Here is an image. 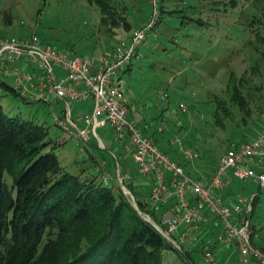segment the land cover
<instances>
[{"label": "rangeland", "instance_id": "rangeland-1", "mask_svg": "<svg viewBox=\"0 0 264 264\" xmlns=\"http://www.w3.org/2000/svg\"><path fill=\"white\" fill-rule=\"evenodd\" d=\"M115 1L124 7V21L132 28L149 21L151 0ZM185 2L179 1L173 8H185L194 21L187 17L183 20L188 22L181 25L180 19L173 17L167 25H160L158 36L147 38L140 57L122 78L130 103L152 117L153 127L165 120L159 138L161 147L187 173L210 178L226 149L264 125V0ZM102 16L100 9L87 0H0V37L37 34L55 49L96 57L130 31L125 22L105 24ZM0 104L10 115L44 124L50 137L59 142L56 153L71 173L98 172L109 186L120 187L137 210L138 197L148 198V180L136 171L130 151L115 146L111 131L105 128L91 132L88 143L80 147L54 117V111L60 112L64 104L29 102L1 86ZM181 104L188 111L182 112ZM70 107L72 119L85 127L78 117L90 112V104L71 102ZM196 150L199 159L186 158L185 151ZM233 187L239 193L259 195L251 221L256 231L254 243L264 250V188L237 179ZM53 237L54 233L48 236ZM189 250L193 263L184 262L179 249H170L163 264H205L198 245Z\"/></svg>", "mask_w": 264, "mask_h": 264}, {"label": "built area", "instance_id": "built-area-1", "mask_svg": "<svg viewBox=\"0 0 264 264\" xmlns=\"http://www.w3.org/2000/svg\"><path fill=\"white\" fill-rule=\"evenodd\" d=\"M160 2L151 0L152 13L146 24L96 57L55 49L37 34L0 37V78L27 101L64 104L60 112L54 111V117L80 147L88 143L91 132L111 131L115 146L129 150L136 171L150 181L145 200L148 209L140 210L141 214L176 249L198 245L205 264H221L223 249L238 254L237 264H264V250L254 243L251 221L256 194L229 195L236 179L264 188V125L226 149L212 177H194L157 141L153 131L162 133L165 120L153 127L149 114L144 120L136 118L134 113L143 110L126 96L122 73L140 57L147 38L158 36ZM88 100L93 109L78 117L85 123L81 127L72 119L70 103ZM179 109L188 111L184 104ZM185 156L195 160L200 153L185 151Z\"/></svg>", "mask_w": 264, "mask_h": 264}, {"label": "trees", "instance_id": "trees-1", "mask_svg": "<svg viewBox=\"0 0 264 264\" xmlns=\"http://www.w3.org/2000/svg\"><path fill=\"white\" fill-rule=\"evenodd\" d=\"M87 1L100 9L105 24L125 22L119 2ZM179 1L185 0H161L156 30L173 17L181 25L187 17L194 21L185 8H173ZM0 86L20 96L2 78ZM154 134L160 143L162 134ZM58 145L44 124L10 115L0 104V264H163L166 251H178L139 212L148 209L145 200L138 197L137 210L98 172L71 173ZM178 252L184 262H194L191 250Z\"/></svg>", "mask_w": 264, "mask_h": 264}, {"label": "crops", "instance_id": "crops-1", "mask_svg": "<svg viewBox=\"0 0 264 264\" xmlns=\"http://www.w3.org/2000/svg\"><path fill=\"white\" fill-rule=\"evenodd\" d=\"M183 4H186V2L184 1V2H182ZM163 24H166V22H162V24L161 25H163ZM167 25V24H166ZM133 29H135V28H132L131 30H133ZM131 30L130 31H128L127 33H130L131 32ZM142 48V47H141ZM140 51H141V49H140ZM131 67L132 66H130L129 68H128V70H131ZM129 100V99H128ZM85 103H88V104H90V106H91V110H90V112L92 111V109H93V104H92V101L91 100H88V101H86ZM132 104H134V103H132ZM89 113V112H88ZM148 115V113L147 112H142V111H140V112H135L134 113V116L136 117V118H138V119H140V120H144V118L146 117ZM151 119H152V117H151ZM153 120V119H152ZM99 138H101V139H99L100 140V142H101V145H102V147H104V148H106V146H105V144H104V142H103V140H102V137H99ZM123 150V149H122ZM234 185V184H233ZM235 192H237L236 190H235V188L232 186L231 187V192L229 193V195L230 196H232L233 195V193H235ZM222 256H221V264H237L238 263V254L235 252V251H233V249H223L222 250Z\"/></svg>", "mask_w": 264, "mask_h": 264}]
</instances>
